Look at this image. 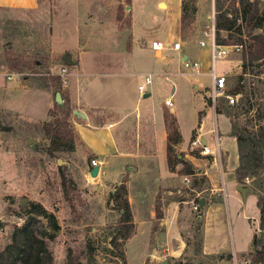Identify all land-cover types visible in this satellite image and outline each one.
<instances>
[{
	"label": "rangeland",
	"instance_id": "1",
	"mask_svg": "<svg viewBox=\"0 0 264 264\" xmlns=\"http://www.w3.org/2000/svg\"><path fill=\"white\" fill-rule=\"evenodd\" d=\"M185 2L188 6L187 16L181 19L182 6L180 5V14L177 16L178 4L174 1L27 0L10 6L5 0H0V250L9 243L15 227L29 224L46 242L52 255V264H67L69 251L72 255L79 254L83 264H87L90 259L96 263L113 260L118 264H139V252L135 247L141 239L142 243L144 240L143 237L131 238L135 234L132 216V234L125 240L118 238L113 241L117 230L125 229L119 222L122 214L120 203L124 197L117 195L116 190L123 182L112 183L104 178L96 182L100 172L95 176L89 174L87 165H91L90 160L94 156L85 149L74 131V123L83 122L82 117L79 113L72 112L66 120L64 112L67 107H57L55 93L60 89L63 95L64 87L55 73L63 64L68 70L72 69V65L64 63L63 55L66 52L75 54L76 39L88 41L90 49H100L104 53L101 59L89 53L87 57L90 64L95 63V60L106 63L111 51L124 52L113 47L107 50L108 44L122 43L121 37L128 43L131 40L134 48L129 67L134 74L129 77L131 83L126 90L132 103L140 95L137 84L144 82L148 71L144 63L155 60L154 51L150 49L151 40L158 39L164 44L168 43L164 47L166 49L172 47L173 40L186 42L182 51L189 52L190 59L201 62L198 70L180 65L195 74L197 83L180 79L172 94L175 116L182 130H187L197 120V108L209 99L211 85L208 72L210 56L201 53L198 43L191 41H208L212 28L216 39L218 14L213 13V0ZM219 3L223 12L232 13L235 8L242 7L239 0H219ZM246 3L251 10L256 6L259 13L264 12V0H246ZM239 23H242L241 33L237 28ZM244 26L245 22L239 19L230 31H219V37L231 43L227 45L230 46L229 51L216 56L214 60L215 72L224 73L226 77L225 89L215 99L214 106L220 107L222 112H215L211 104L204 107L205 118L212 127L214 123L219 141V132L223 130L220 125L225 120L234 136L249 137L260 126H264V51L259 59H251L250 56V52L255 50L251 35L264 33V29H254L249 35ZM208 45L207 43L205 48ZM167 58L172 65H179L178 55L169 54ZM33 61H37V64H31ZM119 67L123 69V64L120 63ZM150 77L151 81L145 86L146 92L150 90V95L144 98L139 96V109L149 108L157 119V116L161 117L160 107H164L163 112L170 108L164 105L165 98L171 94L170 86L160 85L158 76ZM132 83L136 92L132 89ZM196 84H199L198 88L194 87ZM236 88L238 92L233 93ZM63 100L60 103L73 109L69 100ZM118 100L121 101V97ZM50 108L55 111L54 116L47 113ZM55 119L60 125L68 122L74 142L72 150L51 157L45 152L49 140L44 125ZM125 129L123 139H119L127 146L130 142L128 132H131V125H127ZM206 138L208 144L215 148L212 134H207ZM27 139H35L36 142L27 143ZM180 148L177 143L173 146V151L174 154L181 153L182 157L184 151ZM259 154L263 155L259 174L253 178H245L241 184L253 190L254 182L260 184L264 196L262 146ZM215 156L216 160L219 159L218 155ZM58 158L63 162L58 163ZM175 167L181 168L182 163L178 162ZM217 174L222 176L218 179V185L230 194L232 187L227 182V175L222 172ZM186 177L188 182L183 181L180 176V182L178 178L173 187L179 189L176 193L178 197L192 200L189 216L178 220L180 236L185 243L184 252L179 257L161 256L156 259L149 251L143 264H249L250 252L242 255L234 252L237 259H214L201 253L202 221L198 218L201 212L200 206L193 209V204L198 203V195L207 196V191L202 190L195 195V190L208 187L209 182H206L204 176L195 174V169ZM126 179L128 174L123 171L120 180ZM191 185L195 189L190 190ZM125 198L127 199V190ZM232 201L231 195H227L226 201L222 198L221 204L227 222V234L236 242V229L240 233L241 226L232 208ZM256 201V194H249L246 209H255V216L258 214ZM33 203L41 205L52 216L49 218L36 214L32 211ZM235 205L240 210L241 205ZM50 220L56 223L55 227ZM246 224L250 226L248 220ZM153 225L156 227L157 222ZM121 250L124 262L119 256Z\"/></svg>",
	"mask_w": 264,
	"mask_h": 264
},
{
	"label": "crops",
	"instance_id": "2",
	"mask_svg": "<svg viewBox=\"0 0 264 264\" xmlns=\"http://www.w3.org/2000/svg\"><path fill=\"white\" fill-rule=\"evenodd\" d=\"M5 1L8 5L14 6L27 0ZM162 1L176 2L178 4L176 15L180 14L182 0ZM212 8L213 13H215V0H213ZM200 41L192 40L191 43L197 42L200 46V52L210 56L209 48H205L209 40H203L206 43L205 46H201ZM121 42L120 44L113 42L108 44L109 46L106 48L109 50L113 47L124 52L111 53L112 51H108L109 57L106 58V63L95 60V63L91 62L90 64L87 57L90 55L89 53L92 56H98L100 59L104 53L100 49H90L87 44L88 41L83 42L76 39L75 54H70L74 63L72 69L69 70L68 85L64 87L62 100H69V103L73 105V109H76L79 114L84 113L85 115V117H82L83 122L74 123V131L85 149L99 163L98 173L100 172V174L96 182L104 178L106 181L117 182V184L123 182L122 184L125 185L127 201L135 224V234L131 238L143 237L144 240L142 243L141 239L139 245L135 247L140 257L138 263L143 264L147 256L146 253L149 251L151 256L156 259L161 256L163 258L164 256L179 257L183 254L185 243L180 236L178 220L181 217L186 218L189 216L192 200L191 198L178 197L176 193L179 192V189L173 187L178 178L180 182V176L183 178L191 173H180V167H175L174 171L168 168L165 149L167 131L163 117L164 107H160L161 117L157 116V119L154 118L149 108L139 109V96L148 97L150 90L135 97L134 102H130L126 87L131 83L129 77L134 74L129 67L131 66L130 57L134 43L131 40L128 43L123 37H121ZM185 43L182 42L179 49L170 47L160 51H152L155 60L144 63L148 70L145 76H158L160 85L170 86L171 94L168 97L171 96V99L172 94L176 91V86L180 83V79L197 83V79L194 77L195 74L191 70L180 67L181 59L185 56L189 58L190 55L189 52L182 51ZM169 54L179 56V65L171 64L167 58ZM118 56L123 57L118 58ZM120 63L123 64V69H119ZM199 63L201 65L200 61ZM139 84L141 83H138L137 86ZM198 85L196 84L194 87L198 88ZM132 89L136 92L134 83H132ZM119 97H121V101L118 100ZM208 100L203 101L202 106L197 108V120L193 121L185 131L180 127V123L175 116V111L172 108L173 103L167 112L171 113L176 119L181 138L179 146L181 147L180 150L184 151V155L182 157L179 155V157L191 164L192 170L195 169V174L204 176L206 182H209L208 187L195 190L197 191L195 195H198L202 190L207 191V196L198 195V204L200 199H203L202 205H199L201 215H198V218H201L202 221L201 253L203 255H225V257L231 254V257L237 259V256L234 257V252L242 255L251 252L253 249L251 242L258 231L259 208L257 206L258 214L255 216L256 210H247L246 203L249 194L255 193L257 196V193L256 190L250 187L249 190H246V188L240 189L241 183H238L234 176V170L238 165L236 138L232 134L229 123L225 120L220 125L223 130L219 132L221 135L219 141L214 123L212 127L211 123L207 122L205 118L204 107L209 104ZM101 116H104V118ZM129 124L131 125V132H128L130 142L126 146L121 139H123L125 128ZM193 131L194 138H192ZM207 134H212L214 142L217 138L218 152L208 144ZM120 137L121 139H119ZM196 138L200 139L202 145H207L211 153L202 154L200 152L201 147L198 145L191 147V141ZM215 154L218 155L219 159L216 160ZM87 166H89V170L92 167L91 165ZM217 170L220 174L222 172L227 175V182L232 187L230 194L218 185V179L221 175L218 176ZM123 171L128 174V179L125 181L120 180ZM222 182L224 183V180ZM191 187L193 185L190 186V190L195 189ZM222 192L224 193L222 194ZM227 195H231V198H233L232 208H234L235 216L241 226L240 233L236 229V242L232 241V237L227 234V222L222 212L221 200L223 198L226 201ZM218 196L220 197L218 198ZM156 203L159 204L161 211V217L159 218L155 216ZM235 203L241 205L240 210L237 209ZM247 220L250 226H247ZM155 221L157 222L156 227L153 225ZM131 238L129 240H132ZM152 238L153 241H151ZM97 264L118 263L104 262Z\"/></svg>",
	"mask_w": 264,
	"mask_h": 264
},
{
	"label": "trees",
	"instance_id": "3",
	"mask_svg": "<svg viewBox=\"0 0 264 264\" xmlns=\"http://www.w3.org/2000/svg\"><path fill=\"white\" fill-rule=\"evenodd\" d=\"M241 2V9H234V12H223L222 6L219 3V0H215L217 21L215 25V35L216 42L218 44L229 45L231 44L227 39L220 38L219 31H230L233 26L236 25V21L240 19L241 22H245L244 29H247V33L250 35L254 29L263 28L264 29V12L259 13L258 8L254 6L252 10L249 8V5L246 3V0H239ZM182 14L181 19H184L187 16V3L185 0H182ZM239 32L241 33L242 23L237 25ZM254 40L255 50L250 52L251 59L261 58L264 51V33L251 35ZM31 64H37V61H33ZM31 67V66H29ZM59 79L58 76H56ZM61 95L60 89H58ZM238 89L236 88L233 93H237ZM57 107L62 108L63 106L67 107L64 112L65 119L73 112L69 106L64 105V103H56ZM215 112L221 113L222 109L220 107L214 108ZM47 113L51 116L55 115L53 108L48 109ZM164 121L167 131L166 136V156H167V165L169 170L174 171L175 165L178 162L182 163L180 168V173H192L191 164L187 161H184L179 155L181 153L174 154L173 146L180 142V134L176 125L175 117L169 113L164 112ZM69 124L66 123L59 124L57 119L51 121L44 125L45 133L48 136L49 144L45 148V152L53 157L57 153L70 151L73 148V132L68 127ZM194 138V131L192 133ZM237 142L238 158L239 162L237 167L234 170V176L238 183H242L243 180L248 178H253L257 176L260 172V163L263 159V155L259 154V148L262 146L264 148V126H260L259 129L253 133V135L247 137L245 135H235ZM254 181V179H253ZM254 189L257 192V206L259 208V223L258 231L255 233L252 245L253 249L250 252V262L264 264V196L262 195V189L260 184H256ZM117 190V195L124 197L121 200L120 210L122 211L119 222L121 226L124 225L125 229H118L113 237V241L118 238L121 240L127 239L133 232V223L131 220L130 210L128 201L125 198L126 188L123 184L119 185ZM115 192V191H114ZM114 198V197H113ZM32 211L38 215H44L46 217H51L52 215L47 213L46 210L39 204L33 203ZM155 216L157 218L161 217V211L159 209V204H155ZM51 225L55 227L56 223L53 220H50ZM79 255V254H78ZM78 255H72V252L67 253V264H83ZM119 256L124 262V257L122 250L119 251ZM211 256L214 259H222L225 255H206ZM107 262H114L113 260ZM0 264H52V255L47 248L46 242L40 237L35 228L31 225L26 224L21 227H15L11 233L10 241L0 250ZM87 264H97L94 260L90 259ZM192 264V263H188ZM201 264V263H199Z\"/></svg>",
	"mask_w": 264,
	"mask_h": 264
},
{
	"label": "built area",
	"instance_id": "4",
	"mask_svg": "<svg viewBox=\"0 0 264 264\" xmlns=\"http://www.w3.org/2000/svg\"><path fill=\"white\" fill-rule=\"evenodd\" d=\"M214 28H212V31L209 35V51H210V63H209V67H208V72L211 76V85H210V92L208 94V98L211 104V106L214 108L215 106V99L220 96L224 89H225V84H226V77L224 73H216L215 69H214V60L216 58V56H220L221 54H226L229 51L230 46L227 45H223V44H218L215 40L214 37ZM199 44L201 46H205L206 43L205 41L201 40L199 42ZM165 45H168L167 43L164 44L161 40L158 39H153L150 42V49L155 51H160L162 49H164ZM181 46V43L179 41H172V48L174 49H179ZM235 46V45H234ZM181 65L184 68H190V69H195L198 70L200 68V63L197 60L194 59H190L188 57H183L181 59ZM56 76L59 77L60 81H61V85L63 87H66L68 85V78H69V70L68 67L63 65L59 66V69L56 71ZM10 77V76H9ZM151 81L150 76H145L144 78V82L139 84L137 86L138 91L140 92V94H144L146 92V84H148ZM164 104L167 106H172V99L171 96L168 97L167 99L164 100ZM215 130V129H214ZM213 130V132H214ZM200 146L201 150L200 152L202 154H208L211 153L210 149L207 147V145H202V142L200 141V139H194L193 141H191V147L194 146ZM215 150L216 152L219 151V144L217 141V138H215ZM90 164L91 166H99V163L97 162L96 159L92 158L90 160ZM248 178V177H246ZM183 181L188 182V179L186 176L183 177ZM199 208V204L195 203L193 204V209H198Z\"/></svg>",
	"mask_w": 264,
	"mask_h": 264
},
{
	"label": "water",
	"instance_id": "5",
	"mask_svg": "<svg viewBox=\"0 0 264 264\" xmlns=\"http://www.w3.org/2000/svg\"><path fill=\"white\" fill-rule=\"evenodd\" d=\"M161 4H162V3H160V5H161ZM63 61H64V63L67 64V65H72V64L74 63V62L71 60V56H70V54L67 53V52L64 53V55H63ZM54 99H55V101H56L57 103H60V102H61V95H60V92H59V91H57V92L55 93ZM208 103H210L209 100H208ZM73 112H74V113H78L76 109H74ZM80 115H81V117H85L84 113H80ZM26 142H27V143H35L36 140H35V139H27ZM57 162H58V163H61V162H63V161H62L61 159L58 158V159H57ZM98 171H99L98 166H92L91 169L89 170V174H90L91 176H95V175L98 174ZM240 186H241L240 189H242V188L245 189V188H246V190H249V187H248V186L243 187V184H241ZM202 200H203V199H200V203H199V205H202ZM227 257H231V254H228ZM226 262H227V260H226ZM249 264H261V263L250 262Z\"/></svg>",
	"mask_w": 264,
	"mask_h": 264
}]
</instances>
